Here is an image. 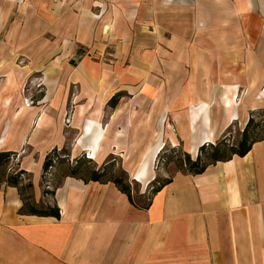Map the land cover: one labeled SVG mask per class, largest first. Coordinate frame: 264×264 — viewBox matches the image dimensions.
<instances>
[{
    "label": "crops",
    "instance_id": "obj_1",
    "mask_svg": "<svg viewBox=\"0 0 264 264\" xmlns=\"http://www.w3.org/2000/svg\"><path fill=\"white\" fill-rule=\"evenodd\" d=\"M256 42L264 81V0H0V151L16 153L38 190L50 149L99 162L128 147L123 160L137 161L130 176L144 187L166 141L195 159L250 108L237 97ZM262 97L264 82L253 96L264 107ZM145 105L155 122L139 117ZM168 114L178 134L164 138ZM199 163L145 202L112 179L66 172L36 195L57 215L20 210L6 174L0 264H264V137Z\"/></svg>",
    "mask_w": 264,
    "mask_h": 264
},
{
    "label": "rangeland",
    "instance_id": "obj_2",
    "mask_svg": "<svg viewBox=\"0 0 264 264\" xmlns=\"http://www.w3.org/2000/svg\"><path fill=\"white\" fill-rule=\"evenodd\" d=\"M237 55L242 56V53L239 51H235ZM245 51V56L247 61V56L250 59V72H251V82L250 85L247 83V87L243 85L238 87V97L237 102L238 104L244 107L247 102L249 105V109L245 110L243 117L240 120H235L231 124H229L226 128H224L220 134L213 140L214 143H219L217 146H201L200 150L197 153L205 159L214 151L215 149L218 150L220 157H225L230 153V147H234L239 141L242 128L244 125V119L246 117L253 116V121L249 124L247 129L248 136H257L260 137L264 134V128H262V106L256 105L257 103L254 102V94L260 89L261 85L264 81L259 80L260 75L262 74V66H259V59L262 60V42H256L254 47H251L250 53ZM258 59V60H257ZM243 65L240 66H224L220 65L218 70L219 72L222 71L223 74L227 75V70L235 73H241L243 71ZM174 73H182L186 74V67H183L180 72L174 71ZM221 74V73H220ZM29 81L27 82L28 85ZM26 85V83H25ZM33 85V84H32ZM171 90L174 91L175 88H178L179 82L174 81L170 83ZM249 87V88H248ZM35 88V87H34ZM247 91V94H245ZM255 92V93H254ZM118 98V97H117ZM117 99H115V102ZM143 101H141L142 103ZM108 104V103H107ZM255 104V105H254ZM264 104V97H262V103ZM108 106H112L109 105ZM148 108L151 106L147 105ZM146 105L144 107V111L146 109ZM157 108V107H156ZM158 112L155 113L150 117L145 113H140L139 117H145L143 120L147 121H154L158 117ZM67 117V115H66ZM153 118V120H152ZM166 120L168 121L167 124L168 128L171 126L173 130L165 131L164 130V138H166L167 133L173 132L174 134H178V130L176 129V125L172 124L170 120L169 114L167 115ZM175 131V132H174ZM180 134V133H179ZM181 135V134H180ZM175 143V144H174ZM173 144L169 141L165 142L163 147L157 153L155 159L153 160V178L144 186L141 185L133 180L130 176V172L132 168H134L137 164V161H125L123 160L124 157H127L126 151L128 147H121V151L118 152L114 147L113 154L109 153L99 162H94L89 158H85V154L83 151H76L74 150L73 153L69 150L68 146H62L60 149H50L45 154V158L50 159V165H48L45 169L42 170L41 180L39 181L40 188L35 190V185L31 182L30 176L28 172L24 171L20 166L19 161L16 160V153L12 152L6 160L0 162V179L4 178L6 174L10 176H15L17 179V189L19 190V194L23 204L25 207L29 208L31 206H35L38 208H42L46 206V202H44L43 197H36V195L41 191V193L47 191L52 187L56 181L60 178V176L66 172H70L71 168L75 169L76 174H79L83 177H90L93 174V171L96 170L100 173L101 179H117L118 184L124 187H127L128 192L131 194L132 198L137 202H145L147 197L150 195V192L153 191L154 188L160 186L162 183L166 182L169 176L176 170H186V171H193V168H188L185 162V155L190 157V154L185 152V147L179 141L174 142ZM142 146L137 148V151L133 152V158H136L139 154ZM135 153V154H134ZM120 155V156H119ZM89 157V156H87ZM121 157V158H120ZM211 157V156H210ZM190 159V158H189ZM52 171L53 177L49 178L47 175L48 172ZM6 178V177H5Z\"/></svg>",
    "mask_w": 264,
    "mask_h": 264
},
{
    "label": "trees",
    "instance_id": "obj_3",
    "mask_svg": "<svg viewBox=\"0 0 264 264\" xmlns=\"http://www.w3.org/2000/svg\"><path fill=\"white\" fill-rule=\"evenodd\" d=\"M117 95H118L117 93L112 95L108 99L107 103L109 105H114L115 104V99H117ZM262 108H263L262 109V128H264V107H262ZM252 121H253V116H251V114H250L249 117H247V119H246V121H245V123L243 125L239 141H237V143H236V145L234 147H230V153L227 156L220 157L218 150L215 149L214 151H212V153H210V156L212 157V159L228 158L233 153L237 154V155H242L248 150V148L250 147V144L254 140H256L258 138H261V137H264V134H262L260 137H257V136H250L249 137L248 136L247 129H248L249 124ZM217 144H219V143H214L213 145L217 146ZM211 146H212V144H211ZM200 148H201V146L198 148V150H200ZM11 153H12L11 151H0V162H3L4 160H6ZM185 156H186L185 157V165L188 168H193L195 172H198V171L202 170L203 165L199 163V153L196 155L195 159H189V157H187V155H185ZM50 164H51L50 163V159L45 158L43 160V163H42V169H45ZM74 172H75V169L71 168L69 173H74ZM99 175H100V173L98 171L94 170L93 174L91 176L94 179H97L99 177ZM5 179L10 184H12V185L17 187V179H16L15 176L13 177V176L7 175ZM112 181H114L116 184H118L117 179H112ZM118 186L120 187V189H122V190H124L126 192V194L128 196V199L131 200L132 196L128 192V189H126L127 187L121 186L119 184H118ZM18 192H19V190H18ZM21 202H22V200H21ZM20 210H24V211L31 212V213H39V214H53V215H57L58 214L56 206H54V205L51 206V205H48V204L45 207H42V208H38V207H35V206H31V207L27 208V207H25V204H23V202H22Z\"/></svg>",
    "mask_w": 264,
    "mask_h": 264
},
{
    "label": "bare ground",
    "instance_id": "obj_4",
    "mask_svg": "<svg viewBox=\"0 0 264 264\" xmlns=\"http://www.w3.org/2000/svg\"><path fill=\"white\" fill-rule=\"evenodd\" d=\"M87 156H89L88 153H87Z\"/></svg>",
    "mask_w": 264,
    "mask_h": 264
}]
</instances>
